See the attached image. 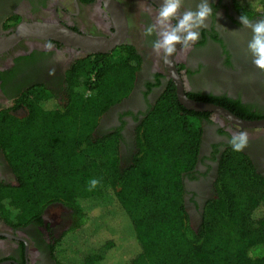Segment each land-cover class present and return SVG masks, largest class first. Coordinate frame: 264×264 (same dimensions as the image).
Returning <instances> with one entry per match:
<instances>
[{
    "label": "trees",
    "instance_id": "1",
    "mask_svg": "<svg viewBox=\"0 0 264 264\" xmlns=\"http://www.w3.org/2000/svg\"><path fill=\"white\" fill-rule=\"evenodd\" d=\"M239 9L249 17L264 14L261 6ZM133 57L69 73L61 103L41 86L26 92L30 114L23 120L0 113V147L18 182L3 185V216L31 222L50 205L70 210L71 225L57 242L58 264H264V176L243 152L230 147L221 155L215 195L192 225L185 180L198 165L203 121L211 114L184 108L174 84L143 114L131 145L121 134L124 125L95 134L134 87L139 59L134 66ZM210 99L253 118L238 101ZM82 156L87 161L75 165ZM92 178L100 184L90 191ZM95 205L103 210L99 216L89 210ZM123 217L131 228H123ZM87 228L103 238L89 242L94 234Z\"/></svg>",
    "mask_w": 264,
    "mask_h": 264
},
{
    "label": "flooded vegetation",
    "instance_id": "2",
    "mask_svg": "<svg viewBox=\"0 0 264 264\" xmlns=\"http://www.w3.org/2000/svg\"><path fill=\"white\" fill-rule=\"evenodd\" d=\"M209 2L213 15L208 26L200 30L199 40L188 50L177 45V52L168 62L180 75L188 98L232 112L210 99L212 96L226 97L249 110L253 118L245 120L262 121L264 72L253 65L246 52L251 32L242 28L239 21L242 15L239 7L247 8L248 4L241 0ZM197 3L198 0H185V7L194 9ZM161 4L162 0H0V38L13 35L25 23H59L86 39L84 47L72 38L25 40L0 54V113L8 111L23 120L30 114L24 104L25 97H22L26 92L39 90L41 86L57 95L54 102L61 103L68 99L69 73L77 74L78 68L96 61L115 63L123 58L129 60L132 55L129 63L135 66L138 56L139 68L135 71L130 95L101 118L95 133L111 132L112 128L124 125L121 134L128 146L131 145L143 114L157 103L171 84L176 89L168 62L158 57L151 47L150 41L155 36L143 35ZM249 18L254 21L264 19V14ZM115 38L119 44L109 49L105 44L109 45ZM92 40L103 42L102 52L90 50L94 44ZM48 43L53 45L51 50L46 48ZM58 55L62 56L59 62ZM114 56L116 58L112 60ZM52 69H55V75L49 74ZM96 74L97 71L92 70V80ZM187 82L191 89L186 86ZM196 113L211 114L210 121H203L198 165L193 176L185 180L186 204L191 223L197 226L206 202L215 195L219 161L230 148L229 139L234 132H248V146L242 152L264 176V126L241 128L214 113ZM121 152L123 157L128 155L126 147L122 146ZM3 185L17 186L18 182L0 147V264H58L57 242L71 225L70 210L54 204L43 211L40 221H11L3 216Z\"/></svg>",
    "mask_w": 264,
    "mask_h": 264
},
{
    "label": "clouds",
    "instance_id": "3",
    "mask_svg": "<svg viewBox=\"0 0 264 264\" xmlns=\"http://www.w3.org/2000/svg\"><path fill=\"white\" fill-rule=\"evenodd\" d=\"M141 7L144 6L141 5ZM145 10L151 12L150 8ZM212 15L213 7L209 0H198L194 9L186 8L185 0H162L153 23L145 28L143 35L155 36V39L150 41L151 47L154 53L167 63L169 58L177 52V45H180L182 50H188L199 40L200 30L208 26L207 22ZM239 21L242 28L251 32L246 52L251 56L253 65L264 72V19L254 21L247 14H242ZM46 48L51 50L53 45L48 43ZM60 60L62 56L58 55L57 61ZM49 74L55 75V69H52ZM248 142L246 130L234 132L229 139V145L234 152H242L248 146ZM99 184L98 179H90L89 190L95 189Z\"/></svg>",
    "mask_w": 264,
    "mask_h": 264
},
{
    "label": "water",
    "instance_id": "4",
    "mask_svg": "<svg viewBox=\"0 0 264 264\" xmlns=\"http://www.w3.org/2000/svg\"><path fill=\"white\" fill-rule=\"evenodd\" d=\"M64 38H72L74 39L78 45L83 46L85 45V38L82 36L74 33L73 31L69 30L65 26L61 24H41V23H33V24H22L18 27L16 32L9 36V37H2L0 38V54L6 53L12 49H14L16 46H18L21 42L25 40H31V39H39V40H47V39H56L59 41H63ZM119 41H116L115 39L111 40V43L105 44L109 46V49H112L115 47V45H118ZM92 49H90L92 52H102V45L103 42L98 40H92ZM101 44V45H99ZM30 45L28 44L26 46V49ZM100 46V47H99ZM106 46V47H107ZM84 47V46H83ZM108 51V50H107ZM106 52V51H105ZM171 62H168L169 67V73L172 77L175 85H176V95L179 103L186 108L189 111H195V112H211L214 113L220 117H223L225 120H227L232 125H237L241 128H255V127H263L264 126V120H258V121H249L242 119L229 110L210 103H204V102H197L195 100H192L187 97L184 89L183 82L181 80L180 75L178 72L171 67Z\"/></svg>",
    "mask_w": 264,
    "mask_h": 264
},
{
    "label": "rangeland",
    "instance_id": "5",
    "mask_svg": "<svg viewBox=\"0 0 264 264\" xmlns=\"http://www.w3.org/2000/svg\"><path fill=\"white\" fill-rule=\"evenodd\" d=\"M242 2H245V3H247L248 5H252V6H257V7H264V2H262V0H241ZM116 58V56H114L113 58H112V60H114ZM186 86L189 88V89H191V85L187 82V84H186ZM0 137H2V136H0ZM83 158L81 159V160H78V162H76V164L75 165H80V164H82V163H84V162H86L87 161V159H86V157L87 156H82ZM104 156L102 155V154H97L96 155V157L95 158H97V159H101V158H103ZM90 212L92 213V215H95V216H99V215H101L102 213H103V210H102V208H99L98 206H91L90 207ZM129 221H128V219L127 218H125V217H123V221L121 222L122 224H123V228L125 229V230H127L128 228H131V226H130V223H128ZM195 224V223H194ZM193 226H195L196 227V224L195 225H193ZM87 234L88 233H91V234H94L90 239H89V242H91V243H96V242H98L99 241V239H102L103 237H102V235L98 232H94L93 231V229L92 228H87Z\"/></svg>",
    "mask_w": 264,
    "mask_h": 264
}]
</instances>
